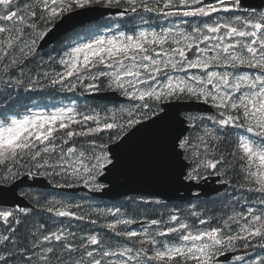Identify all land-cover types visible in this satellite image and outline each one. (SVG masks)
Returning <instances> with one entry per match:
<instances>
[{
  "label": "snow or ice",
  "instance_id": "1",
  "mask_svg": "<svg viewBox=\"0 0 264 264\" xmlns=\"http://www.w3.org/2000/svg\"><path fill=\"white\" fill-rule=\"evenodd\" d=\"M95 5L118 11L57 38ZM145 163L167 199L59 191ZM0 264H264V3L0 0Z\"/></svg>",
  "mask_w": 264,
  "mask_h": 264
},
{
  "label": "water",
  "instance_id": "2",
  "mask_svg": "<svg viewBox=\"0 0 264 264\" xmlns=\"http://www.w3.org/2000/svg\"><path fill=\"white\" fill-rule=\"evenodd\" d=\"M252 5H259V2H249ZM109 11H99V9L96 8H86V9H80L76 10V12L69 14V17L66 19L64 24L61 26L59 31L56 33L57 38L59 39L62 35L68 33L73 28L82 25L86 22H89L93 19H96L98 16L108 14ZM49 43H52V41H49ZM48 45H45V48H47ZM101 98H107V99H116V96L110 93H106L103 95H98ZM185 107H187L189 110H195V111H204L206 110V106L203 104H197V103H190L187 104ZM160 168L153 164L145 163L143 165H140L138 167L132 168L130 170H125L123 174L120 176L118 180H115L113 182V187L109 193L106 195L104 194H93L97 197H102L106 199L115 200L122 196L129 195V194H144L149 196H157L158 194H163V199H167L169 195L172 194V191L174 189V182H173V176L171 172L167 169H161V173L152 178L148 182H144L141 185H139L136 188H126L123 191H120L117 189L116 184L120 182H129L132 180H137L141 177V175L150 169H156ZM67 192H74L77 193L79 191H86L84 189H75V190H63Z\"/></svg>",
  "mask_w": 264,
  "mask_h": 264
},
{
  "label": "bare ground",
  "instance_id": "3",
  "mask_svg": "<svg viewBox=\"0 0 264 264\" xmlns=\"http://www.w3.org/2000/svg\"><path fill=\"white\" fill-rule=\"evenodd\" d=\"M99 96H95V97H90L88 98V103L90 104H98L99 102ZM161 173V169L160 168H156V169H150L145 171L141 177L137 180H132L129 182H120L116 184V187L118 190L123 191L126 188H136L139 185H141L144 182H148L150 181L152 178L158 176Z\"/></svg>",
  "mask_w": 264,
  "mask_h": 264
},
{
  "label": "trees",
  "instance_id": "4",
  "mask_svg": "<svg viewBox=\"0 0 264 264\" xmlns=\"http://www.w3.org/2000/svg\"><path fill=\"white\" fill-rule=\"evenodd\" d=\"M28 97H31V99L35 100L38 103V105H40V106L46 105L49 102L55 103L59 99V97L49 96L47 93H27V94H24V96L21 98V103H28V99H27ZM86 195H88V194H86ZM131 197H135L137 199L140 197L147 198V196H138V195L137 196H131ZM94 199H97V198H94ZM123 199H121V200H123ZM121 200H119L117 202L109 203L110 201L103 200V199H97V201L102 202L103 204H117Z\"/></svg>",
  "mask_w": 264,
  "mask_h": 264
},
{
  "label": "rangeland",
  "instance_id": "5",
  "mask_svg": "<svg viewBox=\"0 0 264 264\" xmlns=\"http://www.w3.org/2000/svg\"><path fill=\"white\" fill-rule=\"evenodd\" d=\"M89 29H90V28H89ZM79 195L83 196V194H79ZM96 202H97V203H100V204H102V205H104L102 202H99V201H97V200H96ZM117 204H119V203H117ZM106 205H112V204H106Z\"/></svg>",
  "mask_w": 264,
  "mask_h": 264
},
{
  "label": "flooded vegetation",
  "instance_id": "6",
  "mask_svg": "<svg viewBox=\"0 0 264 264\" xmlns=\"http://www.w3.org/2000/svg\"><path fill=\"white\" fill-rule=\"evenodd\" d=\"M110 16L106 17V18H109Z\"/></svg>",
  "mask_w": 264,
  "mask_h": 264
}]
</instances>
